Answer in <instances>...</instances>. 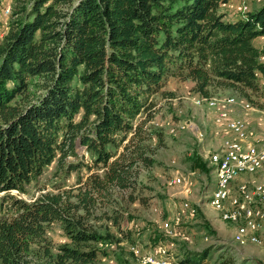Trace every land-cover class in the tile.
Here are the masks:
<instances>
[{
	"label": "trees",
	"instance_id": "1",
	"mask_svg": "<svg viewBox=\"0 0 264 264\" xmlns=\"http://www.w3.org/2000/svg\"><path fill=\"white\" fill-rule=\"evenodd\" d=\"M222 1L13 0L0 39V264L108 254L97 243L114 234L88 217L117 190L138 198L140 169L157 162L147 141L162 129L149 122L168 73L192 79L204 97L213 84L264 97V47L254 41L264 35V1L233 17ZM143 111L151 112L137 121ZM78 143L91 160L66 161ZM56 159L67 172L87 170L77 186L57 183L33 199L13 192L27 191ZM55 221L68 241L48 238Z\"/></svg>",
	"mask_w": 264,
	"mask_h": 264
},
{
	"label": "rangeland",
	"instance_id": "2",
	"mask_svg": "<svg viewBox=\"0 0 264 264\" xmlns=\"http://www.w3.org/2000/svg\"><path fill=\"white\" fill-rule=\"evenodd\" d=\"M263 1L225 0L221 2L220 9L227 16L244 15ZM7 3V12L0 10V39L8 29L9 14L14 4L13 0H7ZM254 41L264 47V35L256 37ZM248 92L241 94L233 86L213 84L212 96L204 97L194 88L192 79L178 72L168 73L162 89L153 95V116L149 122V125L156 126L152 125L154 128L162 129L161 137L155 135L147 141L157 162L140 169L138 178L141 186L136 192L138 198L131 199L129 190H117L113 202L107 204V200L104 201L103 206L89 215L88 221L92 226L101 232L114 234L113 241L97 243L99 247L108 249V254L101 252L95 261L69 264H150L145 260L147 255L161 246L165 253H159V256L166 259V264H264L262 228L260 235L263 238L258 234L264 219L257 222L255 229L250 228L245 220L225 221L222 219V212L228 204L213 201L217 177L211 164V156L221 152L224 139L233 136L226 127V118L222 116L225 108L230 112L229 118H240L245 122L248 134L246 145L253 144L264 150V106L261 105L264 97L252 90ZM211 100L216 101V107L209 105ZM238 109L247 114L256 112V124L253 125L242 114H236ZM147 112L151 111L140 113L137 121L144 118ZM216 125L224 133L223 141L218 147L214 145ZM76 150V156L69 155L65 160H91L85 145L78 143ZM204 151H207L205 157L202 155ZM193 170L196 171L192 172ZM80 172L86 175L87 170L73 169L67 172L65 168L58 166L56 159L27 191L20 192L16 189L13 192L33 199L41 192L57 190V183L64 184V187L77 186ZM260 181L259 183H264V180ZM244 183L252 187L255 182ZM186 203L189 206L185 210ZM259 207L264 210V203ZM118 212L122 214L120 226L123 230L114 221V215ZM219 216L224 227H216V218ZM165 223H169V230ZM255 234L261 239V244L248 240ZM47 235L55 244L69 240L58 221L49 225ZM238 235L246 240L239 241ZM205 249L208 252L202 261L187 260L188 256L194 255L192 252Z\"/></svg>",
	"mask_w": 264,
	"mask_h": 264
},
{
	"label": "bare ground",
	"instance_id": "3",
	"mask_svg": "<svg viewBox=\"0 0 264 264\" xmlns=\"http://www.w3.org/2000/svg\"><path fill=\"white\" fill-rule=\"evenodd\" d=\"M209 105L217 106L215 100H211ZM222 112V116L226 118V127L233 136L224 139L221 152H216L211 156V164L217 177L213 201L228 204L223 208V220L228 222L245 220L250 228L255 229L258 225L257 220L264 219V210L259 207L264 203V183L255 182L252 187L243 183L239 186L237 193H232L234 191L231 185L239 175L254 174L264 167V150L258 149L253 144L246 145L248 134L245 122L240 118H229L230 112L226 108ZM240 147L243 148L240 149ZM225 162L228 163L225 165ZM188 206V203L184 204V209H188ZM230 208L231 211H228ZM233 211H236V214ZM165 227L168 230L171 228L169 223H165ZM237 238L242 240L241 236ZM249 240L255 244L262 243L256 234L250 236ZM163 252L164 248L161 246L155 252L149 253L145 260L150 264H166V259L162 255L159 256V253Z\"/></svg>",
	"mask_w": 264,
	"mask_h": 264
},
{
	"label": "crops",
	"instance_id": "4",
	"mask_svg": "<svg viewBox=\"0 0 264 264\" xmlns=\"http://www.w3.org/2000/svg\"><path fill=\"white\" fill-rule=\"evenodd\" d=\"M262 37V36H261ZM236 114H242L244 117L248 118L249 121L255 125L256 122H257V115H256V112H253L252 114H247L246 112H244L242 109H238L236 110L235 112ZM215 127V125H214ZM216 141H214V145H216V147L220 146L222 141H223V138H224V133L222 131V129L220 128V126L216 125ZM211 144H212V141H211ZM206 149V148H204ZM207 153V151H204V153L202 155H204V157L206 156L205 154ZM196 170H193L192 172H195ZM253 178V179H252ZM246 179V180H245ZM260 180H264V167L262 169H260L259 171H257L256 173L254 174H244L242 176H239L235 182H234V186L235 188L237 189V187L239 188L240 184H243L244 182H261ZM234 186H232V193H237L236 189H234ZM238 190V189H237ZM177 209V208H176ZM219 215V214H218ZM258 222V220H257ZM264 222H262V225H263ZM238 224V223H237ZM236 224V225H237ZM260 227V229L258 230V234L260 235V230L262 228L261 231H264V227ZM264 226V225H263ZM216 227H224L223 226V220L219 217L216 218ZM235 230V229H234ZM237 231V229H236ZM238 236H241V235H238ZM261 236V235H260ZM262 237V236H261ZM242 240L241 242H244V238L241 236ZM263 238V237H262ZM249 240V239H248ZM240 241V240H239ZM250 241V240H249ZM251 242V241H250Z\"/></svg>",
	"mask_w": 264,
	"mask_h": 264
},
{
	"label": "built area",
	"instance_id": "5",
	"mask_svg": "<svg viewBox=\"0 0 264 264\" xmlns=\"http://www.w3.org/2000/svg\"><path fill=\"white\" fill-rule=\"evenodd\" d=\"M8 4V3H7ZM7 4L5 5V7H4V9H3V12H6V9H7ZM218 112H221V111H218ZM244 147V146H243ZM243 147H240V149L241 148H243ZM228 162H225V165L227 164ZM216 201H219V200H216ZM228 211H231V208H230V210H228ZM235 214H236V211H233ZM186 236V235H185ZM184 238V237H183Z\"/></svg>",
	"mask_w": 264,
	"mask_h": 264
}]
</instances>
